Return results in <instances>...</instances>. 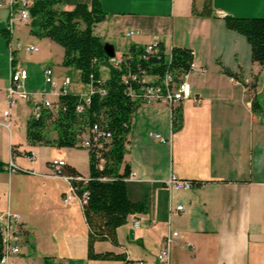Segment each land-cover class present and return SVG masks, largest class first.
<instances>
[{
	"label": "crops",
	"instance_id": "1",
	"mask_svg": "<svg viewBox=\"0 0 264 264\" xmlns=\"http://www.w3.org/2000/svg\"><path fill=\"white\" fill-rule=\"evenodd\" d=\"M90 1L62 0L60 7L70 10ZM99 1L106 16L93 33L113 45L115 57L123 59L132 44L156 42L165 54L175 46L190 49L198 69L187 76L192 97L178 104L182 125L177 131H172L168 104L136 102L120 171L129 167L128 198L146 208L116 229L115 243L96 240L94 251L121 254L133 264H163L157 257L163 240L177 232L169 264H264V66L251 60L246 38L223 20L224 15L264 17V0H211L215 17L192 14V4L200 10L204 0ZM10 10L0 7V211L19 214L25 230L16 264H122L88 258L89 227L82 206L76 200L64 204L67 183L52 176L53 162L63 160L88 178V150L32 144L26 138L34 104L43 97L57 100L60 83L74 67L62 65L60 45L30 34L28 21L9 25ZM15 67L26 69L24 88L36 95L9 106L7 89ZM46 67L52 69L55 87L45 82ZM73 85L69 92L89 93L88 84L86 91ZM253 96L261 114L251 109ZM149 132L164 140L151 139ZM55 138L51 132L49 139ZM76 153L84 155L86 164ZM10 162L17 170L8 167ZM172 174L199 184L168 188L164 182ZM179 205L182 210L175 209ZM134 219H139L137 227Z\"/></svg>",
	"mask_w": 264,
	"mask_h": 264
},
{
	"label": "trees",
	"instance_id": "2",
	"mask_svg": "<svg viewBox=\"0 0 264 264\" xmlns=\"http://www.w3.org/2000/svg\"><path fill=\"white\" fill-rule=\"evenodd\" d=\"M61 4L62 0H33L29 7V32L60 45L63 49L62 65L77 69L82 83L104 88L105 94L101 95L96 91L90 96L84 110L79 113L76 106L83 102L81 95L72 92L61 94L58 98L61 106L58 114L52 117L49 111L42 109L38 116L31 117L26 124V138L32 144L42 143L57 148L79 147L82 133L94 124L101 130L110 132V142L102 150H88L89 175L85 182L78 181L76 186L78 194L87 191L86 203L82 205V210L89 227L88 258L118 259L122 264H130L132 262L124 255L112 252L96 253L93 247L96 240H110L115 243L116 229L130 216L143 213L146 208L144 202H134L128 198L125 178L129 175V167L125 165L120 171L131 117L138 105L127 95L121 77L128 68L134 71L138 66L147 74L162 78L166 72H170L177 79L188 71L193 54L188 48L175 46L168 56L159 43L158 52L144 60V48L132 44L124 55V58L129 57V64L122 62L119 67H115L103 50L105 42L93 33L95 24L106 16L100 1L91 0L89 4L78 2L70 10L62 9ZM192 14L200 17L216 16L211 0H204L200 10L192 4ZM223 20L228 29L246 38L250 45L251 60L264 66V17L224 15ZM2 35L6 39L9 38L7 30H2ZM102 67L108 69V76L103 84H99L97 80L101 77ZM224 72L239 79L226 68ZM249 88H255V82L251 83ZM251 109L255 114L263 112L256 96L251 100ZM49 122L56 134L52 141L46 138L45 134ZM181 125L182 109L178 105L171 110L172 131H177ZM100 158L104 160L101 168L98 165ZM65 171L78 174L69 166Z\"/></svg>",
	"mask_w": 264,
	"mask_h": 264
},
{
	"label": "built area",
	"instance_id": "3",
	"mask_svg": "<svg viewBox=\"0 0 264 264\" xmlns=\"http://www.w3.org/2000/svg\"><path fill=\"white\" fill-rule=\"evenodd\" d=\"M33 0H0V7L3 5H9L10 19L9 25H11L16 19H20L24 22L30 21L29 7L32 5ZM11 27V26H10ZM134 31H128V34H133ZM158 43L153 42L145 45L144 53L142 58L146 60L150 55H154L158 52ZM34 46H27L26 50H36ZM169 56V54H166ZM110 62L115 67H119L122 62L125 65L129 64L128 58H110ZM198 69L196 64L191 61L188 71L181 74L177 79L170 72H166L164 76L158 77L150 75L141 70L138 66L134 71L130 68L122 75L121 80L126 86V93L131 100L137 102H149V101H160L165 102L171 108H174L183 100L192 97V89L190 83L187 80V76L191 71ZM203 71V69H200ZM46 84H50L51 87H55V83L52 79V69L46 67L43 71ZM152 77V80H148V77ZM28 74L26 69L21 67H15L10 73V84L7 89V99L9 106L13 105L16 100L23 99L28 100L36 95L33 91H27L24 88V82L27 79ZM99 84H103L104 78L100 77L97 80ZM69 81L67 79L62 80L58 88V95L68 93ZM89 85V93L85 96H81L83 99L82 103L77 104L76 111L82 112L84 107L89 103V98L96 91L101 95L105 94L104 88H95L92 84ZM61 106L59 100H50L46 97L41 98L34 104L33 114L38 116L42 109H46L50 112L52 117H55ZM9 109L4 112L7 117ZM7 126V123L4 124ZM149 137L154 140L163 141L164 139L158 133L149 132ZM110 132L101 130V128L94 124L88 127L85 132L82 133L78 146L86 148L87 150H102L105 145L110 142ZM30 159L34 158V153L29 154ZM103 159L100 158L98 165L101 168ZM54 171L53 177L61 178L67 183V189L63 196L64 204H68L72 200H76L81 206L86 203L87 191L84 190L81 194H78L77 182H85L87 178H83L79 174H71L65 171L66 164L63 160H57L53 162ZM8 167L11 170H17L16 166L10 162ZM133 175H129L125 179H131ZM164 184L171 189H187L195 184L191 180H181L175 175H170L164 182ZM176 210H182L183 206H176ZM1 224H0V235H1V253H0V264H16V259L22 252V244L24 241L25 230L20 220L19 214L10 210L0 211ZM139 219H134L133 226L137 227ZM177 236V232L168 233L164 240L163 245L158 253V261L163 264H169L170 259V247L173 242V238ZM133 264V263H130Z\"/></svg>",
	"mask_w": 264,
	"mask_h": 264
},
{
	"label": "rangeland",
	"instance_id": "4",
	"mask_svg": "<svg viewBox=\"0 0 264 264\" xmlns=\"http://www.w3.org/2000/svg\"><path fill=\"white\" fill-rule=\"evenodd\" d=\"M115 57V56H114ZM77 69H72V71L69 72L68 76L69 77H65V79H67L70 83L74 84V89L75 90H85L87 89V86L86 84L82 83L81 80H80V76L78 75ZM204 71V70H203ZM201 71V72H203ZM103 74L105 76H107V72L104 70L103 71ZM51 132H54L53 128H52V124L49 122L47 124V127L45 129V134H46V138H49L50 137V133ZM151 138V137H150ZM152 139V138H151ZM154 140V139H153ZM82 149H85L87 151L86 148H82ZM76 156L78 157V159L81 161V164H86V160H84V155L81 153V154H78L76 153Z\"/></svg>",
	"mask_w": 264,
	"mask_h": 264
},
{
	"label": "water",
	"instance_id": "5",
	"mask_svg": "<svg viewBox=\"0 0 264 264\" xmlns=\"http://www.w3.org/2000/svg\"><path fill=\"white\" fill-rule=\"evenodd\" d=\"M103 50L109 58L114 57V47L111 43L105 42L103 45Z\"/></svg>",
	"mask_w": 264,
	"mask_h": 264
},
{
	"label": "bare ground",
	"instance_id": "6",
	"mask_svg": "<svg viewBox=\"0 0 264 264\" xmlns=\"http://www.w3.org/2000/svg\"><path fill=\"white\" fill-rule=\"evenodd\" d=\"M8 168V167H7ZM0 224H1V217H0Z\"/></svg>",
	"mask_w": 264,
	"mask_h": 264
}]
</instances>
